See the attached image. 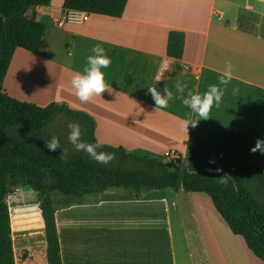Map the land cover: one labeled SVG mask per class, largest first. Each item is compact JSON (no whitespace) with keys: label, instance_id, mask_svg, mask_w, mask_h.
<instances>
[{"label":"crops","instance_id":"crops-1","mask_svg":"<svg viewBox=\"0 0 264 264\" xmlns=\"http://www.w3.org/2000/svg\"><path fill=\"white\" fill-rule=\"evenodd\" d=\"M64 2L52 0L30 12L47 26L44 45L39 53L16 49L4 93L42 107L58 102L87 111L97 120L101 143L124 146L142 156L164 159L174 151L188 159L187 145L197 132L213 143L216 160L227 156L237 162L254 161L264 170V154L251 152L257 138L264 139V0H129L120 18L92 14L83 25L60 27ZM173 30L186 35L182 59L167 55ZM54 38L61 39L70 54L63 62L55 58ZM97 44L111 59L102 72L112 91L81 103L71 78L83 73ZM227 61L234 66L233 79L223 101L196 128L184 127L196 117L181 99L174 108H156L147 91L156 87L164 94L167 86L176 97L203 94L209 85L218 84ZM43 70H52L58 79L46 102L31 93ZM177 82L186 85L183 94L176 91ZM233 88L239 90L235 95ZM101 102L117 116L131 117L138 127L135 141L116 138ZM182 192L93 193L80 203L56 206L62 263L223 264L221 250H232L233 243L240 242L254 261L264 264L242 236L233 234L207 194ZM25 237L19 229L13 236L16 264H48L45 233L28 246V257L20 258L16 247L25 244Z\"/></svg>","mask_w":264,"mask_h":264},{"label":"trees","instance_id":"trees-1","mask_svg":"<svg viewBox=\"0 0 264 264\" xmlns=\"http://www.w3.org/2000/svg\"><path fill=\"white\" fill-rule=\"evenodd\" d=\"M129 0H65L64 9L120 18ZM52 0H0V264H16L12 220L6 197L12 188L31 187L40 196L48 264H63L56 225L54 194L63 195L64 205L80 203L83 196L124 188L139 195L164 189L207 194L235 235L264 261V170L254 161L237 162L230 157L216 160L213 143L192 132L187 163L181 158H151L124 146L101 143L96 137L97 120L87 111L67 103L45 107L23 102L4 93L3 85L17 48L41 52L47 26L30 15ZM6 20V22H5ZM185 33H169L167 55L182 59ZM78 123L82 139L99 141L102 151L114 153L109 164H98L68 142V124ZM60 138L61 149L51 152L44 141ZM67 149V158H61ZM214 160L215 163H209ZM222 169L220 173L208 169ZM230 174L227 184L217 175Z\"/></svg>","mask_w":264,"mask_h":264},{"label":"clouds","instance_id":"clouds-1","mask_svg":"<svg viewBox=\"0 0 264 264\" xmlns=\"http://www.w3.org/2000/svg\"><path fill=\"white\" fill-rule=\"evenodd\" d=\"M91 52L93 55L87 57V66L83 69V73H77L71 78V86L75 90L74 94L81 103H88L93 97H101V94L105 91H112L110 86L105 82L104 73L102 72V69L108 68L111 65V59L106 54L105 49L99 44L93 46ZM233 67L232 63L227 61L225 63L224 71L218 76V84L209 85L208 89L203 94H200L199 92H189L187 97L182 95L176 97L167 86L163 90L164 94H162L161 91H158L156 87H150L147 91L155 101L156 108H167L170 101L177 98L181 99L182 103L188 107L196 117L185 121L184 127L186 130H188L189 126L196 128L200 121H207L210 119V113L213 106L216 108L220 107L225 91L233 79ZM161 79L160 76L157 77V81ZM185 87V84L177 82L176 91L183 94ZM238 91L237 88H233V95ZM68 129L69 133L67 140L73 146L75 151L86 153L98 164L107 165L115 159L114 153L100 150L103 145L99 141L96 143H90L82 139V130L78 123H69ZM44 145L45 148L51 152H56L58 149H61L60 138L55 135L50 139L45 140ZM251 152H260L261 154H264V139L257 138L255 146L251 148ZM61 158H67V149L62 150ZM209 163H215V161L210 160ZM208 171L220 173L222 169L209 168ZM217 176L219 177V182L221 184H227L230 178V174L228 173Z\"/></svg>","mask_w":264,"mask_h":264},{"label":"rangeland","instance_id":"rangeland-1","mask_svg":"<svg viewBox=\"0 0 264 264\" xmlns=\"http://www.w3.org/2000/svg\"><path fill=\"white\" fill-rule=\"evenodd\" d=\"M51 45L54 50L55 58L56 60H59V62H63L65 57H70V54L65 53L66 47L64 46L61 39L54 38L51 41ZM71 93L73 92L71 91ZM175 105H177L176 99L170 102L168 107L174 108ZM176 154H178L179 158L183 160V163L187 162L188 159H185L186 157H184L183 154H181L180 152ZM129 192H130L129 190L124 188H110L108 189L107 193L102 192V194H98V193H94V194L118 195ZM181 194L184 196L188 195V193L186 192H182ZM54 200L56 206L63 205L64 197L60 193H55ZM6 201L10 207L11 220L14 223V227H15L14 234H16L17 229H19V233L21 235L24 234L26 236L24 239L25 244L21 245V247L19 246L16 247L17 253L21 255L20 258H24V256L28 257L27 250L29 251L31 250L30 247L28 246H33L37 244L36 236H39L37 235V233L39 234L43 232L45 233L44 221L40 209V196L31 187H26V188L18 187L11 189L10 194H8L6 197ZM228 243H229V239H228ZM34 251L35 252L37 251V246L34 247ZM221 251H222L223 264H243L242 260L240 261L239 258L236 257V255L234 256L232 253H230L227 247H224Z\"/></svg>","mask_w":264,"mask_h":264},{"label":"bare ground","instance_id":"bare-ground-1","mask_svg":"<svg viewBox=\"0 0 264 264\" xmlns=\"http://www.w3.org/2000/svg\"><path fill=\"white\" fill-rule=\"evenodd\" d=\"M58 79L53 73L52 70H43L40 77H39V83L31 90V93L33 96H37L41 99L40 102H46L51 96H53V93L55 91V88H57ZM15 93H19L20 90L16 88L14 91ZM101 111L104 112L108 119L111 120L110 127L114 129L113 131L116 132V138L117 139H124L128 142H133V140L136 137V125L133 123V120L131 117L127 116H117L111 109V107L107 106L105 102H101ZM12 237L14 236V223L12 222ZM37 235H43L44 233H37ZM226 236H228L227 233H225ZM17 239L16 237H14ZM232 241V240H231ZM234 242V241H232ZM232 250H229L234 256L239 258V260H242L243 264H258L254 259L247 253V251L243 248L240 242L233 243ZM239 261V263H240Z\"/></svg>","mask_w":264,"mask_h":264},{"label":"built area","instance_id":"built-area-1","mask_svg":"<svg viewBox=\"0 0 264 264\" xmlns=\"http://www.w3.org/2000/svg\"><path fill=\"white\" fill-rule=\"evenodd\" d=\"M91 14L77 8H68L65 9L62 18L58 21V25L60 27H64L68 24L73 25H83L87 23L90 19ZM165 157L169 158L170 160H177L179 159L178 154L174 151L167 152Z\"/></svg>","mask_w":264,"mask_h":264}]
</instances>
